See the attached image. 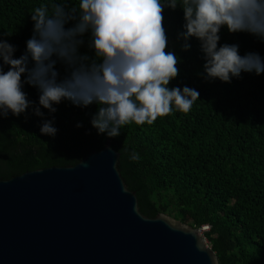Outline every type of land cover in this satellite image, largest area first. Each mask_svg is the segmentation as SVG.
I'll return each instance as SVG.
<instances>
[{"label":"trees","instance_id":"trees-1","mask_svg":"<svg viewBox=\"0 0 264 264\" xmlns=\"http://www.w3.org/2000/svg\"><path fill=\"white\" fill-rule=\"evenodd\" d=\"M63 0H0V38L26 50L32 35L30 14L36 7ZM75 2V0H73ZM182 4V0H176ZM182 10L165 9L168 48L180 59V72L169 87L194 88L199 99L187 113L173 111L151 125L128 124L116 138L98 134L91 125L96 105H54L43 117L29 108L19 117L0 119V181L50 167L77 164L105 141L120 154L117 168L139 211L148 218L163 213L203 233L219 264H264V74L242 73L230 83L203 78L199 41L190 39L181 51ZM85 46L82 54L92 55ZM238 44L241 55L264 58V41L246 33L220 32V44ZM61 78L65 67L57 63ZM8 66L4 67V71ZM28 99L38 105V90L24 85ZM54 119L55 137L41 135L44 120ZM81 124L82 127H77ZM137 153L139 160H131Z\"/></svg>","mask_w":264,"mask_h":264},{"label":"clouds","instance_id":"clouds-1","mask_svg":"<svg viewBox=\"0 0 264 264\" xmlns=\"http://www.w3.org/2000/svg\"><path fill=\"white\" fill-rule=\"evenodd\" d=\"M178 7L184 17L177 35L181 51L190 50V39L199 41L205 80L230 83L242 73L264 74L259 53L241 55L238 44H220L225 28L264 41V0H63L30 14L32 35L19 58L16 47L0 38V119L29 108L38 117L44 116L41 108L54 114L63 101L96 105L92 127L116 138L128 124L151 125L173 111L189 112L199 92L169 87L181 61L168 48L164 11ZM86 35L91 56L80 52ZM57 63L65 67L63 78ZM25 84L38 90V105L23 91ZM57 131L54 119L40 126L41 135L55 137ZM130 159L140 157L132 153Z\"/></svg>","mask_w":264,"mask_h":264},{"label":"water","instance_id":"water-1","mask_svg":"<svg viewBox=\"0 0 264 264\" xmlns=\"http://www.w3.org/2000/svg\"><path fill=\"white\" fill-rule=\"evenodd\" d=\"M119 157L107 140L74 166L1 180L0 264H219L198 229L140 213Z\"/></svg>","mask_w":264,"mask_h":264},{"label":"rangeland","instance_id":"rangeland-1","mask_svg":"<svg viewBox=\"0 0 264 264\" xmlns=\"http://www.w3.org/2000/svg\"><path fill=\"white\" fill-rule=\"evenodd\" d=\"M207 230H208V227H207V226L199 229V234L202 236L203 239H204V237H203V233H204L205 231H207ZM204 241H205V244L209 247L207 241H206L205 239H204Z\"/></svg>","mask_w":264,"mask_h":264}]
</instances>
